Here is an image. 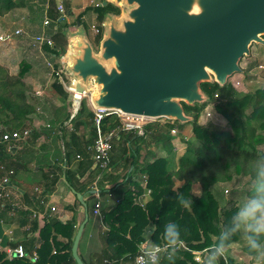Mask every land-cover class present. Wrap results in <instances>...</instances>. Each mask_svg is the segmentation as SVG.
Masks as SVG:
<instances>
[{"label": "trees", "instance_id": "16d2710c", "mask_svg": "<svg viewBox=\"0 0 264 264\" xmlns=\"http://www.w3.org/2000/svg\"><path fill=\"white\" fill-rule=\"evenodd\" d=\"M104 1L91 6L100 24L107 13L120 12L117 5L108 0L103 3ZM27 2L28 0H0V16L12 9L24 7ZM54 13L50 14L58 26L54 31L50 29L47 34L55 42L53 40L54 45L47 47L58 56L63 53L61 45L64 35L61 27L64 28V25L59 17L56 18L58 13ZM76 22L81 23L79 17ZM102 36L103 33L98 32L95 42L100 43ZM30 68L31 65L27 61L21 60L17 72L11 74L7 67L0 63V134L30 128V118L35 109L27 101L24 83V76ZM199 86L207 97L206 102L192 105L182 102L185 115L191 117V120L184 124L191 125L194 141L186 140V147L174 170L169 169L168 160V155L173 150L171 141L174 138L170 129L178 127L181 122L169 118L159 122V119H156L144 125V135H137L132 130L122 129L119 118L111 113L99 122L101 132H116L111 145L109 166L114 162L111 159V151L118 136L119 139H125V147L129 150L133 168L122 175H113L110 171L100 172L88 150V146L96 137L93 114L90 109L85 113L86 101H80L74 116L78 120L81 119L82 113L89 117L92 123L89 134L84 142L77 144L81 149L79 157H75L77 160L73 167H60L58 174L53 175L49 182L55 184L62 175L71 189L80 192L78 184H84L80 181L81 177L92 181L100 174L97 180L100 193L107 191L116 195L115 203L100 210L101 222L104 225L102 238L106 250L100 254L103 258L98 264L133 263L140 244L145 241L144 232L147 227H150L148 237L152 244L171 245L183 241L188 247L161 255L155 264H203L204 261H195L196 250L208 248L216 255L218 246L229 245L242 236V230H234L233 223L239 205L232 198L220 204L212 187L219 181L232 180L235 176L247 177L246 183L250 187L244 190L246 195L250 198L264 195V149L261 148L264 145V87L239 94L230 83L220 86L215 81H205ZM52 87L56 93L67 97V92L56 79L53 80ZM215 93L218 94V100L214 99ZM211 102L214 104L213 109L224 117L229 129L217 128L209 122H198L201 110ZM78 123L79 121H76L73 129L78 127ZM31 133L35 138L36 134L32 131ZM70 137L79 138L75 132H71ZM152 145L164 150L166 155L157 156L151 150H145L143 159L138 164L141 148ZM127 149L123 148L121 152ZM69 156L70 152L64 149V161L67 163ZM150 156L152 159H149ZM136 167L141 171L140 178H133ZM23 168H27L26 164L14 157L11 146L7 147L5 142H1L0 180L5 175L4 170L12 171L9 176L11 178ZM105 178L113 184L107 190L101 187ZM175 179L179 184H175ZM143 181L145 188L149 190V198L141 204L138 199L144 193L141 184ZM194 185L198 187L199 192L194 190ZM86 189L89 190V186ZM182 200L187 203H182ZM169 223L177 225L179 238L169 239L165 235V226ZM75 224L74 218L64 222L56 218L46 220L39 229V245L35 249L37 258L34 262H31L29 257L8 258L6 252L0 250V264H76L71 254ZM222 234H226L227 238L224 239ZM246 234L249 236L247 231ZM256 239L261 246L264 235ZM216 259L217 264H241L223 255H216Z\"/></svg>", "mask_w": 264, "mask_h": 264}, {"label": "water", "instance_id": "95a60500", "mask_svg": "<svg viewBox=\"0 0 264 264\" xmlns=\"http://www.w3.org/2000/svg\"><path fill=\"white\" fill-rule=\"evenodd\" d=\"M123 1L134 6L121 28L106 21L100 55L80 32L67 64L77 78L76 92L97 86L92 101L99 108L188 122L182 102L207 100L199 84L225 85L241 70L239 61L250 54L251 43L264 44V0ZM109 60L106 67L102 61ZM72 192L85 214L72 238L71 254L76 264H85L77 248L87 206L79 192Z\"/></svg>", "mask_w": 264, "mask_h": 264}, {"label": "crops", "instance_id": "0c3cea01", "mask_svg": "<svg viewBox=\"0 0 264 264\" xmlns=\"http://www.w3.org/2000/svg\"><path fill=\"white\" fill-rule=\"evenodd\" d=\"M58 3H62L66 8L67 18L65 15L59 16L63 25L68 18L74 16V10H77V16L74 17L81 19V23L76 22L77 26L81 24L87 26L89 22L97 20L96 12L91 5H86L83 1L79 2L78 0H28L24 7L12 9L0 16V33L13 31L17 28H21L23 31L15 36L11 42L4 45L0 44V63L5 65L11 74L17 72L21 60H25L31 65L30 70L24 76V83L27 101L35 109L30 118V128H27L30 130V134L23 138L24 140L17 146H11L14 157L26 164L27 168L18 170L11 178L8 176L9 183L7 186L12 190L8 192V195L10 194L8 200H0V250H4L6 254L9 250L21 245L24 251L30 255L39 245L40 227L50 218H56L62 222L74 218L76 224L73 236L84 219V207L72 192L73 189L64 181V177L60 175L55 184H51L49 180L53 175L58 174L60 167H73L77 160L75 157L77 155L79 157V150L81 149L77 144L86 140L92 123L86 116L79 120L75 116L70 118L71 114L68 115L67 112L71 106L67 102V97H62L52 87L54 78L53 75L49 74V69L45 67V61L49 58L58 60L62 54L56 56L47 46L39 49L31 44L32 36L42 31L48 33L49 29L56 30L58 24L51 19L49 25L44 26L42 23L43 15L41 17L37 13L42 12V14L51 15L50 13L55 12ZM88 9L89 14H87ZM61 29L63 28L61 27ZM37 91L39 94H35ZM76 121H79V125L73 129ZM31 131L36 134L35 138H33ZM71 132L78 134L79 138L72 139L70 137ZM124 140V137L119 139L117 136L111 151V159L114 162L111 164L110 173L113 175H122L123 168L126 166V171L133 168L129 150L125 147ZM177 142L181 152L177 151L180 154L172 155L173 153H171L168 155V160L169 162L172 161L174 168L183 152V146L181 148L183 142L180 138ZM123 148L127 150L121 152ZM64 149L70 152L67 159L68 163L64 161ZM145 150H151L159 155L161 152L166 153L155 145L143 146L139 151V158L143 156L142 153L144 154ZM175 156H177L176 160L174 159ZM84 179V176L81 177L80 181H83L84 184H78V186L81 189L79 193L87 206L88 217L79 238L77 252L85 264H98L103 258L100 257V254L106 250L102 238L104 225L92 213V208L97 199L100 210L109 207L116 202V195L106 191L100 193L97 198L92 188V182L95 178L92 181ZM108 179L105 178V180ZM101 185L107 190L113 184L103 180ZM88 186L89 190L86 189ZM141 199L142 196L138 200ZM88 202H90V206ZM52 207L54 209H51ZM145 244L150 246L152 242L146 239ZM145 244L143 243V245ZM235 245L236 243L232 242L226 247L233 248ZM210 261L213 264L211 259ZM206 263L208 264V262Z\"/></svg>", "mask_w": 264, "mask_h": 264}, {"label": "rangeland", "instance_id": "374dc122", "mask_svg": "<svg viewBox=\"0 0 264 264\" xmlns=\"http://www.w3.org/2000/svg\"><path fill=\"white\" fill-rule=\"evenodd\" d=\"M78 1L79 2L83 1V3L86 5L87 4L91 5L92 3H95V2L99 3L100 2L99 0H78ZM101 1H103V0H101ZM108 1L117 5L120 9V12H119V14L107 13L103 17L104 21L102 23H105L106 21L110 20L111 23H113L115 26L121 28L122 27L121 21L124 18H127V12L129 11V9L132 6H134V4L128 5L123 0H108ZM64 9H65V12L63 13V15H65L67 18L65 6H64ZM76 13H77V10H74L73 15L75 17L77 16ZM89 13H90V11L88 9L87 14H89ZM37 14H38V16H41V17L43 15L42 20H44L45 15H47L50 20L52 19V17H51L52 15H49L48 13L42 14V12H39ZM74 16L68 18V20L65 21L64 28L61 31L62 34L64 35V42H62V45H61V47L63 46L62 47L63 48L62 55L60 56V58H58V60L56 58H52V60L50 58L48 59L55 66H57L58 68L62 69L65 72H67V73H65L66 75H64L65 76L64 82L67 85H68V83H70L72 81V79H76V77L73 75V73L67 69V64L70 61L72 54L74 52V49H75V43H74L75 39H72V38L77 37V35L80 32H82L85 35V37L87 38V40L89 41V43L93 49L94 54L96 56H99L100 55V43L95 42L96 33L94 31V28L98 27L99 30L103 33V36H104L105 32L107 31V27L106 26L104 27L102 25V23L100 24L98 22V19L93 20L89 23L87 21V23H88L87 26H85L83 24H81L80 26H77L76 25V18ZM86 19H88V18H86ZM50 20H49V22H51ZM48 25H49V23H48ZM49 30H48V33H49ZM262 37L264 39V35ZM71 39H72V42H71ZM0 44L4 45L6 43H0ZM31 44L34 47L36 46L32 42H31ZM70 49L71 50L73 49V50L69 54ZM249 50H250V54L248 56H244L239 61V66H240L241 70L239 72L233 73L230 77H228L227 82H226V83H230L233 86V88H235L234 89L235 92L239 93V94L245 93V92H251L257 88L264 87V44L252 42L251 45L249 46ZM102 62L106 67H108L111 64V60L102 61ZM45 67H46V65H45ZM49 74H50V72H49ZM90 86H91V84H90ZM90 92L91 91H87V94L91 95L92 92L91 93ZM67 94H68L67 95V102H69V104L71 106L70 108H68L69 111L67 112L69 115L72 113L73 100H72L71 93L68 92ZM81 100L86 101L84 112L89 110V106H88V102H87V96H82ZM216 100H218V99H216ZM205 107H207V105ZM205 107L200 112L199 117H198V122L200 124H207L209 122L210 125H213L217 128H221L224 130L229 129L228 125L226 124V120L224 119V117H222L214 109H212L211 115L208 118H204V116L201 115V113L206 109ZM85 113H82L81 117L86 116ZM86 118H89V117L86 116ZM152 121H154V120H152ZM163 121H164V119L159 118V122H163ZM175 128L177 130V133L172 134L174 136V138L171 141L172 145H173V150H172L173 154L172 155H177V154H180V152H181L178 149V147H179L178 142H177L178 138H180L181 141L183 142V144L181 145V148L183 146V148H182L183 150L186 147V140L194 141V135H193V132L191 129V125L189 123H185V124L180 123V124H178V127H175ZM22 140H24V139L22 138L19 140L6 141L5 145L7 147L17 146ZM261 148L264 149V145L261 146ZM177 150L180 152H178ZM142 155H144V154L142 153ZM155 155L164 156V155H166V153L161 152L160 155L158 153H156ZM150 157H149V159H152V157L151 158ZM176 158H177V156H175L174 159L176 160ZM142 159L143 158L141 156L139 158V160H137V163L139 164ZM110 167L108 169V172L110 171ZM125 168H127V166L123 168V173H125L127 170V169L125 170ZM136 168L137 169L135 170V172H133V178L141 177L140 176L141 175L140 169L138 167H136ZM175 168H174V165L172 164V161L169 162V169L174 170ZM4 172L6 175L11 176L10 174H8V170H4ZM123 173H121V174H123ZM104 181H108V180H104ZM246 182H247V177L242 178V177L235 176L232 180L217 182L212 187V191L214 192V194H215L216 198L218 199V201L220 202V204H223L227 199L232 198L239 205V209H240L251 199L244 192L245 189H248L250 187ZM141 184H142V187L144 188V193L142 195V199L140 202H145L149 198V194L147 193L148 191L145 188V182L143 181ZM175 184H179V182L176 181V179H175ZM0 186H2V184H0ZM2 187L3 188H0V194H1L0 200L1 199L2 200H6V199L8 200L9 195H10V194L8 195V192L11 191L12 189L9 186H7V184H5ZM194 190L196 192H199V189L196 185H194ZM88 204H89V206L91 205L90 202H88ZM239 228L242 230V236L237 241H235V243H236L235 247L227 248L226 246H223V256L227 257V258L230 257L234 261L241 263V264H254V263L264 264V241H262V243H261L262 245H261L260 249H256V250L249 249V240H248V235L246 234V229L243 226H241ZM149 230H150V227H147L145 232H144V234L146 236L145 241H146V239L147 240L149 239V237H148ZM213 238H215V235L213 236ZM145 241L140 244L139 249L142 247H146V248L149 247L150 248V247H152V245H156V244H152V245L148 246L145 244ZM143 243L145 245H143ZM175 243L177 245L182 244L180 246L181 249H186V248L188 249V247L186 246V244L183 241H177ZM162 245H166V244H162ZM195 256L197 257L196 259H195ZM194 259H195V261H197L199 263L204 261L203 264H207L206 262H208V264H212V262L210 261V259H211L213 261V264H217L216 255L212 254L208 248H204L202 250H196L194 252ZM131 264H133V263L131 262Z\"/></svg>", "mask_w": 264, "mask_h": 264}, {"label": "built area", "instance_id": "2783aa9c", "mask_svg": "<svg viewBox=\"0 0 264 264\" xmlns=\"http://www.w3.org/2000/svg\"><path fill=\"white\" fill-rule=\"evenodd\" d=\"M97 4L98 3L95 2V3H92L91 6H96ZM55 11L58 13L56 18L59 17L60 15H63V13L65 12L63 4L58 3ZM49 20L50 19L48 18V16L45 15L44 20L42 22L43 25L44 26L48 25ZM102 25L105 27V23H102ZM94 31L96 34L100 32L98 27H95ZM22 32L23 31L21 28H17L9 32H2L0 33V43H9L13 40L15 36H17L18 34H21ZM71 42H72V39H71ZM32 43L35 44L37 48L39 49H41L43 46L52 47L54 45L53 39L50 37L49 34L45 33L44 31L32 36ZM45 65L49 69L50 74L53 75V78L62 84L65 91L67 93L68 92L71 93L72 100H73V108H72V113L70 115V118L73 117L75 113L77 112V110L79 109L81 97L87 96L88 106L93 114V122H94L95 129H96V137L93 143L90 146H88V150L91 152L93 160L96 166L98 167V169L100 170V172L108 171L110 167L109 161H110L111 145H112V141H113V138L116 132L114 130H110L107 132H101L100 127H99L100 119L103 118L104 116L114 113L119 118L122 129L130 130V131L132 130L137 135H144L145 134L144 125L147 122L155 120V119L145 118L142 116L127 115V114L121 113L118 110H109V109L99 108L93 103L92 97L87 94L88 88H86V90L83 93L76 92L74 90V84L71 86L72 81L68 83V85L65 84L64 82V77H65L64 75H66L65 73L67 72L58 68L53 63H51L49 60L45 61ZM76 81H77V78H76ZM35 94H39V92L37 91L35 92ZM217 98H218V94L215 93L214 99H217ZM74 99L77 100L76 104H74ZM213 106L214 104L212 102L208 103L207 107H205L206 109L201 113V115H203L204 118H208L211 115ZM162 119H165V118H162ZM170 133L176 134L177 133L176 128L170 129ZM29 134H30L29 129L5 131L0 134V142H6L8 140H19V139L25 138ZM77 158H78V155H77ZM10 173H12L11 170L8 171V174ZM8 176L9 175H5L1 178L0 184H2V186L9 183ZM99 177H100V174L96 176L92 182L93 193L97 196V198L100 195V189L97 185V180L99 179ZM2 186H0V188H3ZM147 191H148L147 193L149 194L148 189ZM140 203L143 204L144 202H140ZM99 207H100V204H99V200L97 199L93 205L92 213L96 215L101 221V213H100ZM51 209H54V208L52 207ZM181 245L182 244L177 245L176 243H174L171 245L169 244L152 245V247L150 248L142 247L139 249V251L135 255L133 259V264H150V263H153V261L156 262L161 255L169 254L171 251L180 248ZM146 252L154 253V255L153 256L147 255ZM14 254H16V257H29L31 262H34L37 258V253L35 250L30 255H28L24 251L21 245H18L16 248L9 250L7 253V256L8 258H11V257H14L13 256ZM196 258L197 257L195 256V259Z\"/></svg>", "mask_w": 264, "mask_h": 264}, {"label": "clouds", "instance_id": "9594fccd", "mask_svg": "<svg viewBox=\"0 0 264 264\" xmlns=\"http://www.w3.org/2000/svg\"><path fill=\"white\" fill-rule=\"evenodd\" d=\"M182 203H187L182 200ZM234 230L243 226L249 233V247L252 250L260 249V244L257 242V237L264 235V195H258L251 198L242 208H240L233 217ZM165 235L169 239L179 238V230L176 224L169 223L165 226ZM226 239L227 235L222 234ZM153 256L154 253H147ZM216 255H223V246H218ZM155 264V261H153Z\"/></svg>", "mask_w": 264, "mask_h": 264}, {"label": "bare ground", "instance_id": "6f19581e", "mask_svg": "<svg viewBox=\"0 0 264 264\" xmlns=\"http://www.w3.org/2000/svg\"><path fill=\"white\" fill-rule=\"evenodd\" d=\"M72 39H75V40H78L77 39V37H73ZM71 45V44H70ZM73 50V49H72ZM72 50L70 49V51H69V54L72 52ZM76 82V79H73L72 80V84H71V86L74 84ZM88 91H91L90 93H91V97H94V96H96L97 95V86L96 85H92L91 84V86L89 85L88 87ZM77 103V100L76 99H74V104H76Z\"/></svg>", "mask_w": 264, "mask_h": 264}]
</instances>
